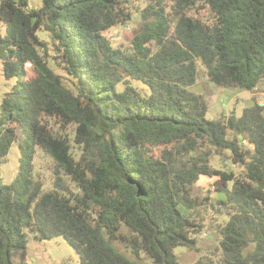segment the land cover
Returning a JSON list of instances; mask_svg holds the SVG:
<instances>
[{
	"label": "trees",
	"instance_id": "trees-1",
	"mask_svg": "<svg viewBox=\"0 0 264 264\" xmlns=\"http://www.w3.org/2000/svg\"><path fill=\"white\" fill-rule=\"evenodd\" d=\"M137 13L113 46L105 32ZM0 22L2 72L17 78L0 104V264H28L29 235L62 237L79 264H137L114 244L180 264L174 249L197 247L207 214L220 249L192 264H264V105L207 120L191 90L202 68L220 87L264 82V0H0ZM40 151L49 190L33 173ZM215 155L241 169L213 168ZM202 176L214 202L195 193Z\"/></svg>",
	"mask_w": 264,
	"mask_h": 264
},
{
	"label": "rangeland",
	"instance_id": "rangeland-1",
	"mask_svg": "<svg viewBox=\"0 0 264 264\" xmlns=\"http://www.w3.org/2000/svg\"><path fill=\"white\" fill-rule=\"evenodd\" d=\"M29 8H35L41 4V0H26ZM140 12L145 6L142 2L134 3ZM135 14L133 22L126 24L123 27H118L105 32V36L111 41L113 46H126L125 40L138 28V16ZM0 34H3V24L0 22ZM41 37L45 34L40 32ZM205 72V70L202 68ZM200 71L197 84L191 87V90L203 95L207 105L206 119L218 120L227 119L230 115L234 114L239 117L242 110L253 103L252 98L262 100L264 102V82L258 85V90L248 92L239 88H225L211 83L206 74ZM17 82V78H5L2 72V64L0 61V104L3 96L10 88ZM133 87H136L141 93L148 94L149 89L146 85L138 80H131ZM122 87L121 84L118 86ZM246 149L252 150L248 142H243ZM229 155V152H226ZM19 152L17 145H13L10 149L7 161L2 165V177L6 183H9L16 174L18 168ZM224 159L215 155L211 160V166L215 169H229L232 168L238 172L239 168L236 164H232L228 160L227 166ZM52 160L41 151L36 153L33 160V173L43 182L44 190L52 188ZM65 181L74 188V184L68 177H64ZM214 178L200 177L196 183V194H205L212 198V202L217 198V194L213 188ZM231 184H228V189ZM188 214V212H185ZM211 216L209 214L205 217L203 231L197 236V247L189 249L185 247H176L174 253L179 258L180 264H192L204 255H211L218 253L219 238L215 234V228L211 227ZM118 251L125 254L129 259L135 261L137 264H152L143 254L134 256L128 248L122 245L114 244ZM25 260L28 264H79V257L72 246L62 237H54L46 240H36L33 235H29L26 246Z\"/></svg>",
	"mask_w": 264,
	"mask_h": 264
},
{
	"label": "crops",
	"instance_id": "crops-1",
	"mask_svg": "<svg viewBox=\"0 0 264 264\" xmlns=\"http://www.w3.org/2000/svg\"><path fill=\"white\" fill-rule=\"evenodd\" d=\"M27 4H28V2H27ZM39 6H35V8H38ZM2 34H0V36H1ZM259 88H258V86L255 88V90H258ZM259 102V104H263L264 105V102L262 101V100H259L258 101ZM251 105V104H250Z\"/></svg>",
	"mask_w": 264,
	"mask_h": 264
},
{
	"label": "water",
	"instance_id": "water-1",
	"mask_svg": "<svg viewBox=\"0 0 264 264\" xmlns=\"http://www.w3.org/2000/svg\"><path fill=\"white\" fill-rule=\"evenodd\" d=\"M260 105H263V104H260Z\"/></svg>",
	"mask_w": 264,
	"mask_h": 264
}]
</instances>
